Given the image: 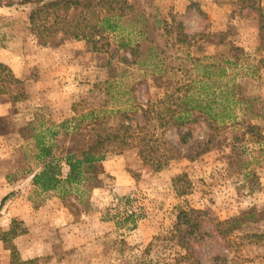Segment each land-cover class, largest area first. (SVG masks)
Masks as SVG:
<instances>
[{"label":"rangeland","instance_id":"1","mask_svg":"<svg viewBox=\"0 0 264 264\" xmlns=\"http://www.w3.org/2000/svg\"><path fill=\"white\" fill-rule=\"evenodd\" d=\"M127 1L132 8L97 50L75 40L40 45L28 22L33 4L0 6V62L24 91L17 102L0 95V230L12 224L24 231L13 240L21 261L176 264L184 254L173 233L179 209L204 210L215 220L252 210L255 218L243 219L241 229L264 233V0H201L203 8L194 0ZM177 23L188 37L180 45ZM122 39L138 43L139 64L121 63L130 59L117 50ZM215 63L224 64L225 75H212L207 91L198 81ZM152 76L161 77V93L194 81L193 98L210 101L225 127L209 129L197 117L182 129L190 136L180 157L159 172L143 166L136 150L111 148L78 185L33 184L48 163L65 177L62 157L84 146L72 136L83 114L126 111L132 129L147 121V131L160 135L152 113L133 116L146 105L144 83ZM164 138L176 144L174 131ZM181 174L189 181L183 196L172 186ZM230 239L210 237L190 256L199 264H264V241ZM0 264H10L1 241Z\"/></svg>","mask_w":264,"mask_h":264},{"label":"trees","instance_id":"2","mask_svg":"<svg viewBox=\"0 0 264 264\" xmlns=\"http://www.w3.org/2000/svg\"><path fill=\"white\" fill-rule=\"evenodd\" d=\"M3 4L10 5L11 0H0V6ZM21 4L34 5V8L29 12L28 22L40 45H48L54 40H75L85 41L92 46L93 50H97L98 46L104 42L106 34L115 33L117 19L124 17L132 8L127 0H21ZM187 39L182 25L177 23L175 27L176 44H184ZM138 47H140L138 43L134 45L128 39H122L117 50H127L130 59L123 57L121 63L139 64ZM206 68L208 69L209 66ZM214 68L217 73L213 70L211 74L207 70L203 73L205 76L202 77L205 79L198 81L200 87L207 91L210 89L208 80H211L212 75H225L224 64L218 66L215 63ZM194 83V81H190L179 85L172 91L161 93L160 89L164 84L161 77L152 76L148 83L145 81L144 85L148 91L145 96L146 105H137L133 109V116L137 115V110H142L144 117H146V113H152L156 123L154 126L161 132L160 135L147 131V121L143 125L135 124V128L132 129L130 125L132 120L126 111L118 110L109 114L107 112L101 116L93 112L81 115L76 119L72 136L77 138L78 142H83L84 146L78 153L69 152L62 157L67 168L65 177H60L61 168L58 165L48 163L39 173L35 174L32 179L33 184L43 190H56L61 182L67 186L78 185L84 180L82 177L84 171L89 172L96 164L105 160L111 148L134 149L143 166L154 172L161 171L170 161L180 157V148L187 143L190 136L182 129L194 123L197 117H201L209 129L218 130V127H225L223 119H218L219 115L210 111V101L204 103L201 98L195 96L193 98L190 90ZM149 89L157 90V92L150 95ZM220 92L219 97L225 101L224 92ZM0 95H10L15 102L24 99L22 81L13 74L7 65L1 62ZM221 104L223 103L221 102ZM170 131L175 132L176 144H172L164 138V135ZM43 150L44 155L48 154V151H45L44 148ZM183 182L186 184L181 186ZM172 186L177 195H186L189 188L186 175L175 176ZM4 200L5 198L2 199L0 207ZM253 218H255V213L252 210L244 212L241 216L215 220L204 210L179 209L173 233L184 254L176 258V264L184 262L199 264L190 256L191 250L194 245L201 244L213 236L227 244L231 243L230 238L247 243L264 241V233H246L241 229L244 225L242 224L243 219L252 220ZM208 226L212 227L211 231L207 229ZM22 233H24L23 230L17 232L12 224L9 230H0V241L10 252V264L31 263V261L19 259L16 246L13 243V240ZM221 260L227 262L226 258Z\"/></svg>","mask_w":264,"mask_h":264},{"label":"crops","instance_id":"3","mask_svg":"<svg viewBox=\"0 0 264 264\" xmlns=\"http://www.w3.org/2000/svg\"><path fill=\"white\" fill-rule=\"evenodd\" d=\"M194 2H199V6H200V8H203V6H202V4H201V0H194ZM205 5H206V3H205ZM206 6H208V5H206ZM186 7H187V5H185V9H186Z\"/></svg>","mask_w":264,"mask_h":264}]
</instances>
